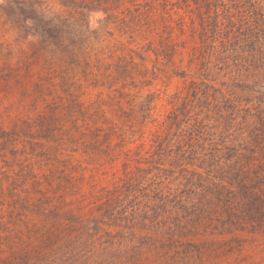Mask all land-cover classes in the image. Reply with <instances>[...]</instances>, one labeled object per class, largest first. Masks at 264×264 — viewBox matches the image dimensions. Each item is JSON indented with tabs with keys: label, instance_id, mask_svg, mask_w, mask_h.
I'll return each mask as SVG.
<instances>
[{
	"label": "rangeland",
	"instance_id": "rangeland-1",
	"mask_svg": "<svg viewBox=\"0 0 264 264\" xmlns=\"http://www.w3.org/2000/svg\"><path fill=\"white\" fill-rule=\"evenodd\" d=\"M249 150L264 0H0V264H264Z\"/></svg>",
	"mask_w": 264,
	"mask_h": 264
},
{
	"label": "trees",
	"instance_id": "trees-1",
	"mask_svg": "<svg viewBox=\"0 0 264 264\" xmlns=\"http://www.w3.org/2000/svg\"><path fill=\"white\" fill-rule=\"evenodd\" d=\"M249 153L250 154L247 156L243 155V152H240L239 156L244 158L246 157L247 162L250 163L251 169L261 170V176L264 177V160H259L258 154L254 151L251 152L249 150ZM248 186H250L248 182H243L240 180L239 190L242 194V197L245 199V202H243L242 205H244L245 209H247L249 213L256 210V214L260 215L262 213L261 215H263L264 209L262 210V208H264V184L261 186V188L252 190H250Z\"/></svg>",
	"mask_w": 264,
	"mask_h": 264
}]
</instances>
